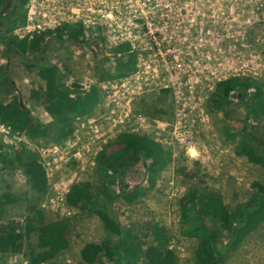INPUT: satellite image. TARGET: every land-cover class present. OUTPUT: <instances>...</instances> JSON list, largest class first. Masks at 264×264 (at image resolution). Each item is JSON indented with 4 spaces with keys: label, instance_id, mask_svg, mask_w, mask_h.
Returning <instances> with one entry per match:
<instances>
[{
    "label": "rangeland",
    "instance_id": "374dc122",
    "mask_svg": "<svg viewBox=\"0 0 264 264\" xmlns=\"http://www.w3.org/2000/svg\"><path fill=\"white\" fill-rule=\"evenodd\" d=\"M218 2L220 14H224L220 16V20L225 16L231 19L228 12L232 10L234 20L232 36L236 42L233 49L225 44L218 48L217 52L222 57L218 64V78L257 80L264 87V0H218ZM13 5H21L23 13L24 0H16L7 16L0 18L2 24L9 25L11 19L18 16L13 12ZM24 23L23 13L22 21L17 26ZM3 31L4 29L1 33ZM225 35L219 34L220 41L225 39ZM55 36L46 44L43 59L57 64L62 73V85L69 87L73 84L72 90L75 85L95 87L100 92V101L90 116L74 119L73 132L69 137L54 143H48L40 138L29 142L31 152L36 153L39 148L50 149L60 146L56 152L53 151L54 157L60 161L58 169L52 167L53 181L62 189L59 190L58 198H55L54 209L49 207L51 203L48 201L47 206L42 208L41 204L46 196L41 200L37 199V196L30 192L18 169L0 162V192L11 191L18 198L16 204L7 208V218L22 227L31 215V211L26 208L32 203L43 212L44 222L64 219L69 225L66 234L69 248L42 264L79 262L80 251L85 244H99L108 239L115 240L117 237L104 229L101 219L95 213L80 211L70 206L64 191L68 192V187L81 181H89L94 186L101 183L96 173V160L106 155L105 152L118 142L121 134L131 132L157 137L164 149L171 150V163L154 178L153 188L149 187L150 171L145 166L149 165L150 161L145 162L144 158H140L133 166L127 167L112 184L111 188L118 197L111 204L110 212L123 226L125 235L135 237L134 241L139 243L142 249L157 245L152 229L161 228L165 235L161 241H165L166 247L174 253L175 264H196L198 242L181 233V208L186 190L190 186H197L218 194L231 211L238 204L247 201L257 190L254 184L264 187V169L249 163L244 157H237L234 154V144L226 142L222 133L224 128L228 132L227 136H234L239 140L242 129L247 124L248 131L264 141V119L258 121L251 117L247 119L243 107L244 100H240L238 96H230L229 104L220 110H211L210 100L204 96L201 102L205 100L202 104L207 119L194 130L195 150H189L191 156L189 158L183 148L172 142L171 131L174 123L181 128L185 123L176 120L171 95L152 92L132 97L126 93L122 94L119 87L113 88L116 81L100 82L97 79L98 68L101 66L116 72L117 63L123 58L117 54L123 56V51L111 50L104 56L103 62L96 61V57L92 61L91 59L87 61L85 59L89 51L87 48L80 46L79 42L69 41L67 34L62 35V41ZM125 49L126 54L130 55L129 49ZM0 56L5 58L0 68L4 69L6 77L13 83L8 93H4L5 88L4 91H0V102H7L11 96H19L33 119L39 120L41 124H49L50 116L46 113L42 100L45 84L37 77L35 67L31 63L35 54L30 52L23 56L13 52L7 54L5 47L0 43ZM24 60L28 61L29 65H25ZM90 88L87 90L90 91ZM250 89L252 93L255 91L252 87ZM247 94L248 89L245 98ZM129 98L133 99L129 101ZM180 117L184 119L183 114H180ZM163 124L169 125L161 126ZM162 128L165 130L162 131ZM157 132L159 135H156ZM66 157L71 159L66 160ZM0 218L4 216L0 214ZM202 218L210 230L217 231L218 247L222 248L229 241L228 232L220 227L219 222L212 224L210 218ZM2 223L0 220V224ZM37 250V232H33L25 240L21 255L17 254V264H29L30 254ZM22 260L25 262L22 263ZM4 263L9 264V260ZM224 264H264V222L243 239Z\"/></svg>",
    "mask_w": 264,
    "mask_h": 264
},
{
    "label": "trees",
    "instance_id": "16d2710c",
    "mask_svg": "<svg viewBox=\"0 0 264 264\" xmlns=\"http://www.w3.org/2000/svg\"><path fill=\"white\" fill-rule=\"evenodd\" d=\"M15 1L0 0V18L7 16ZM4 11L6 14L2 15ZM13 12L18 16L11 19L9 25L0 22V43L5 47L7 54L11 52L22 56L28 52L35 54L31 63L35 67L37 77L45 84L42 100L45 111L52 121L49 124H41L39 120L33 119L29 109L22 104L20 97L15 95L7 102H0V122L31 140L40 138L48 143L58 142L72 134V123L75 118L92 114L100 101V92L94 87L85 95L72 98V91L61 84V70L56 64L43 59L46 49L44 37L39 36L28 41L27 38L18 40L11 35L14 28L21 23L23 13L25 17L21 5H13ZM2 29H4L3 33H1ZM63 34H67L69 41L78 43L77 36L81 34V28L64 26L57 33L59 41H62ZM120 50L123 51V58L117 63L116 72H111L103 66L98 68L97 79L100 82L123 79L134 70V57L126 54L125 48ZM24 63L29 65L26 60ZM225 81L217 83L216 89L209 98L211 110H220L228 105L230 96H239L243 101L247 89L252 87L255 91L249 96L250 102L243 103L246 117L247 119L251 117L255 121L264 119V87L261 82L244 78ZM12 87V81L6 77L4 69L0 68V91H4L5 88L4 93H8ZM75 88L78 86L75 85ZM163 94L165 95L166 92ZM248 129L246 124L239 140L234 136H227L228 132L224 128L222 133L226 142L234 144V154L237 157H244L249 163L264 169V141L253 136ZM20 149L11 155V159L7 162L5 159L0 162L10 168L21 170L30 192L41 200L48 193L45 172L39 164L37 154ZM105 154L96 160L95 165L101 183L96 186L89 181L74 184L67 194V201L70 206L80 211L98 215L104 229L117 238L99 244H85L80 251L81 259L75 264H104L105 261L107 264H175L174 253L166 247L165 241H161L165 236L161 228L152 229L157 245H151L144 250L134 241L135 237L125 235L123 226L110 212L111 204L118 197L111 188L116 178L122 175L127 167L144 158L145 162L150 161V164L145 166L150 171L149 187L153 188L154 178L172 161L171 150L164 149L161 143L155 142L147 135L126 132L121 134L118 142ZM254 185L257 190L251 197L231 211L218 194L197 186L187 188L181 208L180 225L183 236L198 242L195 253L196 264H224L243 239L256 231L264 222V187L260 184ZM17 201V196L11 191H5L0 195V214L4 216L0 218L3 222L0 224V264H5L3 258L6 254L21 253L25 240L33 232H37L38 250L30 254L29 264H42L69 248L66 237L68 222L64 219L44 222L43 212L32 203L26 208L31 211V215L26 220L24 228L9 220L7 208ZM202 217L210 218L212 224L219 222L220 227L228 232L229 241L222 248L218 247L217 231L210 230Z\"/></svg>",
    "mask_w": 264,
    "mask_h": 264
},
{
    "label": "built area",
    "instance_id": "2783aa9c",
    "mask_svg": "<svg viewBox=\"0 0 264 264\" xmlns=\"http://www.w3.org/2000/svg\"><path fill=\"white\" fill-rule=\"evenodd\" d=\"M24 12L25 23L13 30L19 40L31 41L43 36L48 42L64 26H79L78 42L89 50L85 56L87 61L96 57V61L103 62L104 56L113 49H130L135 68L113 88L119 87L122 94L132 97L152 92L171 95L176 120L185 123L182 128L174 123L172 142L188 155L190 149L195 150L194 130L207 119L202 104L205 100L201 101L204 96L209 98L222 80L218 78L222 57L217 50L220 45L231 49L236 45L232 36V10L228 12L231 19L225 16L220 20L224 14H220L218 0H24ZM220 33L226 34L223 41L219 39ZM4 62L5 58L1 57L0 66ZM248 90L245 101L252 93ZM153 139L160 141L157 137ZM29 142L31 139L27 136L0 122L1 157L7 158L22 147L30 149ZM59 147L38 149L54 192L41 204L42 208L48 201L54 209L61 189L53 181L52 172V167L59 168L60 161L53 154ZM5 259L9 264L17 262V256L9 255Z\"/></svg>",
    "mask_w": 264,
    "mask_h": 264
},
{
    "label": "clouds",
    "instance_id": "9594fccd",
    "mask_svg": "<svg viewBox=\"0 0 264 264\" xmlns=\"http://www.w3.org/2000/svg\"><path fill=\"white\" fill-rule=\"evenodd\" d=\"M4 14H6V11H4L3 13H2V15H4ZM12 33H13V31H12ZM58 33V32H57ZM57 33H56V35H57ZM39 37V36H38ZM56 37V36H55ZM45 39V38H44ZM19 40V39H18ZM45 41V40H44ZM49 42V41H48ZM48 42H45L46 44L48 43ZM131 55V54H130ZM131 56H133V55H131ZM135 60V59H134ZM52 64H54V63H52ZM56 66H57V64H56ZM126 78V77H125ZM124 79V78H123ZM230 79H233V78H230ZM230 79H228V80H226L225 82H227V81H229ZM244 79H246V78H244ZM122 79H120V80H115L116 82H119V81H121ZM109 82H114V81H109ZM73 85V84H72ZM71 85V86H72ZM80 85V84H79ZM71 86H66L67 88H69V90L70 91H72V94H75L76 96L75 97H79V96H82V95H85L86 93H87V89L88 88H90V86H88L87 88H85V90L83 89V87L80 85V87H78V88H75V86H74V88H73V90H72V88H71ZM73 87V86H72ZM83 89V94H82V90ZM91 89V88H90ZM216 89V88H215ZM248 89H250V88H248ZM77 91V92H76ZM89 92V91H88ZM163 94V93H162ZM166 94H167V92H166ZM212 95V94H211ZM210 95V96H211ZM210 96H209V98H210ZM71 97L72 98H75V97H73V95H71ZM238 98H239V96H238ZM240 99V98H239ZM238 99V100H239ZM248 99H249V97H248ZM248 99H247V101H248ZM247 101H245V98H244V102H247ZM243 102V103H244ZM47 113V112H46ZM150 138H152V137H150ZM153 139V138H152ZM154 140V139H153ZM155 141V140H154ZM155 142H157V141H155ZM21 149H26V148H21ZM20 149V150H21ZM26 150H29V151H31V149H26ZM33 153H35V154H37V156H38V160H39V164L42 166V168H43V170H44V172H45V177H46V182H47V187H48V193L46 194V198H45V201L47 200V199H49V198H51L52 196H53V194H54V192H53V188H52V186L48 183V179H47V176H46V168L44 167V165H43V161H42V158L40 157V155H39V153L37 152H33ZM14 154H15V152H14ZM189 154H190V152H189ZM13 155V154H12ZM187 156L189 157V158H191V156L190 155H188L187 154ZM3 159H5V162H7L9 159H11V156H8L7 158H3V157H1L0 156V160H3ZM18 172H19V174H20V176L21 177H24V181H25V183H26V178H25V176H24V174L22 173V171L21 170H19L18 169ZM23 181V182H24ZM72 183H74V182H72ZM72 187V186H71ZM71 187H70V189H71ZM70 189H69V191H70ZM69 191L65 194L66 196H67V194L69 193ZM3 192H0V195L2 194ZM44 201V202H45ZM43 202V203H44ZM26 222V221H25ZM24 222H22V224H23ZM20 224V223H19ZM22 224L20 225V226H22ZM24 225H25V223H24ZM24 225L21 227V228H24ZM19 255L18 256H20L21 255V253H18ZM9 255H12V256H17V254H6L5 256H4V258H3V260L4 261H6V259H5V257L7 258ZM17 256V257H18ZM25 261H23L22 260V263H24ZM18 263V261L16 262V263H14V264H17ZM25 264V263H24Z\"/></svg>",
    "mask_w": 264,
    "mask_h": 264
},
{
    "label": "bare ground",
    "instance_id": "6f19581e",
    "mask_svg": "<svg viewBox=\"0 0 264 264\" xmlns=\"http://www.w3.org/2000/svg\"><path fill=\"white\" fill-rule=\"evenodd\" d=\"M23 10H24V6H23ZM66 37V36H65ZM68 38V37H67ZM16 43V42H15ZM129 52L131 53V50L129 49ZM117 56H119V57H123V56H120L119 54H117ZM117 80H120V78L119 79H117ZM221 81H224V80H221ZM221 81H219V82H221ZM218 82V83H219ZM119 89V88H118ZM120 90V89H119ZM122 91V90H121Z\"/></svg>",
    "mask_w": 264,
    "mask_h": 264
}]
</instances>
